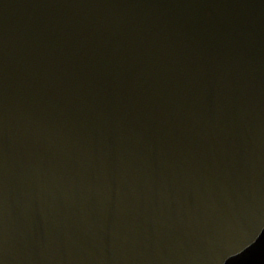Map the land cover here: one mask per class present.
<instances>
[{
  "label": "water",
  "instance_id": "95a60500",
  "mask_svg": "<svg viewBox=\"0 0 264 264\" xmlns=\"http://www.w3.org/2000/svg\"><path fill=\"white\" fill-rule=\"evenodd\" d=\"M0 264H264V0H0Z\"/></svg>",
  "mask_w": 264,
  "mask_h": 264
}]
</instances>
